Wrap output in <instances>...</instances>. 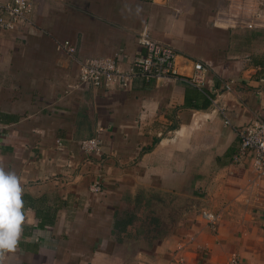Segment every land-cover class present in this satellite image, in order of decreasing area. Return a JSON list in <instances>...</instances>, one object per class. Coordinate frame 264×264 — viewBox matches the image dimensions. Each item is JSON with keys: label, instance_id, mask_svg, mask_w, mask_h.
Returning a JSON list of instances; mask_svg holds the SVG:
<instances>
[{"label": "crops", "instance_id": "obj_1", "mask_svg": "<svg viewBox=\"0 0 264 264\" xmlns=\"http://www.w3.org/2000/svg\"><path fill=\"white\" fill-rule=\"evenodd\" d=\"M261 3L34 0V32L0 33V164L21 178L26 217L5 264H227L234 253L264 264V177L252 152L235 161L239 132L264 117V27L242 22ZM145 26L177 50L181 73L210 64L206 84L77 86L80 59L130 68ZM97 136L101 150L85 153L81 140Z\"/></svg>", "mask_w": 264, "mask_h": 264}, {"label": "built area", "instance_id": "obj_2", "mask_svg": "<svg viewBox=\"0 0 264 264\" xmlns=\"http://www.w3.org/2000/svg\"><path fill=\"white\" fill-rule=\"evenodd\" d=\"M34 6V0H11L9 2L0 0V33L4 30H13L20 26H28L34 32V25L30 18V13ZM243 24L249 28L264 26V3L256 9L253 16L243 19ZM137 41L144 48V53L135 56L132 65L128 69L122 68L115 57H90L80 59V80L77 86H96L112 88L120 86L129 88L135 78L147 80H162L166 78H184L197 86H204L207 80V72L210 64L195 60L193 70L190 75L181 73L178 68V52L169 44L155 40L148 26H145L138 34ZM60 47L70 55L76 52L75 45L70 40L60 43ZM227 89L232 90V85L227 84ZM215 105L222 115L226 116V106L224 104ZM229 123V119H226ZM240 133L239 150L235 155V161L241 162L250 152L253 153V167L259 177H264V117L258 115L247 124ZM60 147L62 141L58 140ZM102 139L97 136L81 141L82 150L87 154L99 152L101 150ZM103 189V180L98 178L91 185L93 192H100ZM203 218L214 224L218 214L203 210ZM184 257L176 258L171 264H184ZM227 264H247L238 254H232Z\"/></svg>", "mask_w": 264, "mask_h": 264}, {"label": "clouds", "instance_id": "obj_3", "mask_svg": "<svg viewBox=\"0 0 264 264\" xmlns=\"http://www.w3.org/2000/svg\"><path fill=\"white\" fill-rule=\"evenodd\" d=\"M23 191L21 178L0 164V264H5L6 254L17 251L23 232Z\"/></svg>", "mask_w": 264, "mask_h": 264}, {"label": "trees", "instance_id": "obj_4", "mask_svg": "<svg viewBox=\"0 0 264 264\" xmlns=\"http://www.w3.org/2000/svg\"><path fill=\"white\" fill-rule=\"evenodd\" d=\"M140 221H141V226L139 227L140 230H146L147 226H144V220L147 219L148 215L147 213L141 212L138 216H137ZM152 226H149V229H151ZM148 231V230H146Z\"/></svg>", "mask_w": 264, "mask_h": 264}, {"label": "rangeland", "instance_id": "obj_5", "mask_svg": "<svg viewBox=\"0 0 264 264\" xmlns=\"http://www.w3.org/2000/svg\"><path fill=\"white\" fill-rule=\"evenodd\" d=\"M245 27H247V26H245ZM262 27H264V26H262ZM247 28H249V27H247ZM254 28H256V27H254ZM254 28H251V29H254ZM82 141V140H81ZM80 146H81V142H80ZM81 149H82V147H81Z\"/></svg>", "mask_w": 264, "mask_h": 264}]
</instances>
